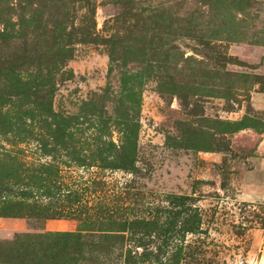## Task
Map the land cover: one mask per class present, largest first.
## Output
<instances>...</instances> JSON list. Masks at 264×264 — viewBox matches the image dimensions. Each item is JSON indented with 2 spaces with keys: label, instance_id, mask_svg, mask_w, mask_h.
Wrapping results in <instances>:
<instances>
[{
  "label": "rangeland",
  "instance_id": "rangeland-1",
  "mask_svg": "<svg viewBox=\"0 0 264 264\" xmlns=\"http://www.w3.org/2000/svg\"><path fill=\"white\" fill-rule=\"evenodd\" d=\"M46 177L0 264H264V0H0V184Z\"/></svg>",
  "mask_w": 264,
  "mask_h": 264
},
{
  "label": "trees",
  "instance_id": "trees-1",
  "mask_svg": "<svg viewBox=\"0 0 264 264\" xmlns=\"http://www.w3.org/2000/svg\"><path fill=\"white\" fill-rule=\"evenodd\" d=\"M73 141L76 142L78 140ZM77 143L87 144V141L83 140L81 142L78 141ZM18 183L19 182H13L15 187L8 184H0V217L15 216L14 213L16 212L13 211L15 209H18L19 211L24 210L25 213H28L26 215L31 218L37 217L40 213L44 218H60L61 216H67L70 214V212H65L64 214V212H62L63 210L52 201L59 196L61 190L60 184H56L54 179H48L47 177L42 178L41 181H35V179L30 181L27 179L19 184L21 187H16ZM67 192L70 193L69 195H73V197L77 196L80 199V193L76 190ZM79 199L76 200V197L74 198L76 202H78ZM26 201L32 202L28 203ZM88 209L90 208H87L85 204H76V209H73V211L76 210L79 214L84 213L83 215H86L88 214ZM85 218L87 219V217H83L82 221L87 224V226L91 227V221L87 223L88 220ZM128 252L129 251L125 253V259L127 258V255L129 256Z\"/></svg>",
  "mask_w": 264,
  "mask_h": 264
},
{
  "label": "crops",
  "instance_id": "crops-1",
  "mask_svg": "<svg viewBox=\"0 0 264 264\" xmlns=\"http://www.w3.org/2000/svg\"><path fill=\"white\" fill-rule=\"evenodd\" d=\"M264 190H262V187H258L256 190H255V193L259 195V193H263ZM263 195V194H262Z\"/></svg>",
  "mask_w": 264,
  "mask_h": 264
}]
</instances>
